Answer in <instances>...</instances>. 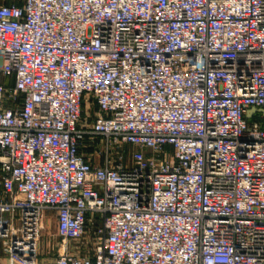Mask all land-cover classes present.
<instances>
[{"label":"built area","instance_id":"1","mask_svg":"<svg viewBox=\"0 0 264 264\" xmlns=\"http://www.w3.org/2000/svg\"><path fill=\"white\" fill-rule=\"evenodd\" d=\"M96 140L153 155L96 164ZM0 247V264H264V0L1 5Z\"/></svg>","mask_w":264,"mask_h":264},{"label":"rangeland","instance_id":"2","mask_svg":"<svg viewBox=\"0 0 264 264\" xmlns=\"http://www.w3.org/2000/svg\"><path fill=\"white\" fill-rule=\"evenodd\" d=\"M22 0H0V6L6 3H20ZM84 111L91 116L93 120L97 114L95 107H90ZM84 117V115H83ZM88 122H90L88 120ZM105 144V143H104ZM170 151L169 149H167ZM142 152L146 158H150L153 154L151 151L144 148L140 149L133 145L125 144L122 142H114L109 148L103 147V142L96 140L95 149L84 148L83 153L87 157L96 163L102 164L106 160L110 163L116 162L121 163L123 166L129 167L132 163V157L135 153ZM45 230L41 232V241L39 244V249L43 257L47 255L57 256L60 247L63 245V241L55 236V223L53 218L50 219L44 226ZM66 247L72 248L75 246L73 242H65ZM0 261L3 262V256L0 247Z\"/></svg>","mask_w":264,"mask_h":264},{"label":"trees","instance_id":"3","mask_svg":"<svg viewBox=\"0 0 264 264\" xmlns=\"http://www.w3.org/2000/svg\"><path fill=\"white\" fill-rule=\"evenodd\" d=\"M21 3V2H20ZM20 3H15V4H20ZM11 3H6L5 5H10Z\"/></svg>","mask_w":264,"mask_h":264}]
</instances>
